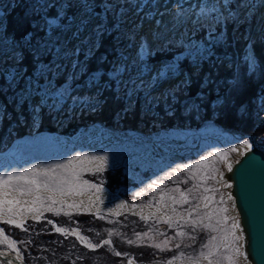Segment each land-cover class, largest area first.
<instances>
[{"label": "rangeland", "instance_id": "374dc122", "mask_svg": "<svg viewBox=\"0 0 264 264\" xmlns=\"http://www.w3.org/2000/svg\"><path fill=\"white\" fill-rule=\"evenodd\" d=\"M23 1L34 2L28 15L31 20H34L31 24L33 25L32 46L35 47L37 44H47L48 47L57 46L61 48L62 54L54 61L60 65L54 70L56 74L49 73L46 79H41L39 87L33 81L31 93L26 90V79L10 84L6 79V73L16 63L13 56L22 53L27 56L29 64L32 58L26 48L19 47L21 40L18 39V4L22 0H0V153L7 152L16 142L28 139L29 141L23 146L22 154L34 157L40 163L42 161L50 163L47 170L54 169V172H49L47 177L38 175L35 178L41 183L47 180L52 187L56 186L53 184V179L58 180L70 176L71 172L56 169L55 166L60 162L64 164L65 160L73 158L74 153L69 148L57 155L54 152L56 148L54 149L52 144L44 140L43 136L57 134L65 139H74L84 132L93 134L98 131L99 136L96 139L101 145L90 157L105 156L107 161L100 172H96L94 165L84 163L83 167L89 170L76 171L79 174L76 183L81 184V191L91 188V184H97L118 196L119 200L124 202V207L102 200L103 206L118 211V214L77 213L68 212L67 207L52 205L50 201L44 200L40 207L43 211L40 218L29 220L21 227L2 222L7 234L15 240L16 249L25 257L28 264H68L73 258L70 252L75 249L82 250L78 259L81 260L79 264H103L100 259L103 260L102 256L106 253L116 252L115 245L120 247L119 252L126 254L116 256L118 258L116 264H128L129 260L137 264H165L167 260L173 256H179L181 252L184 253L185 258L174 261V264H191L186 257H197L200 251L205 250L202 246L208 242L211 235L221 236L223 233L220 231L213 233L209 230H205L207 234L190 232L195 240H189L188 236L177 237L170 245L172 251L160 252L154 247L147 246L148 241L142 243L138 240L136 233L143 234L147 231L150 236L154 237L152 242H160L166 237L175 236L176 231L183 230L189 233L186 231L188 227L177 228L176 222L169 227L162 222L157 223L152 217L145 221L140 218L138 211H136L137 215L133 210L139 204H156L161 196L169 199V196L174 195L179 198V192L174 191L175 189L184 192L192 189L189 202L197 201L202 194L214 197L210 205L216 214L212 219L221 220L227 216L229 218L227 223H222L220 227L228 230L232 220L236 222V216L233 213L232 202L228 199L227 188L218 182V175L220 170H224L227 164L239 155L245 140L249 144L264 147V113L261 111L264 106H258L257 101L255 102V124L258 127V134H233L216 123L205 121L204 105L210 98L208 95H200L198 99H193L189 89L196 88L198 83L204 80L201 78L204 62L211 69H216L217 65L219 66L218 62L221 61L215 62L214 54L211 57L207 56L203 61V58L197 54L195 35L202 29L199 25H194L192 21L196 19L200 6L187 13L181 11L184 13L181 17L188 16L189 20L174 17L173 19L181 24L180 28L171 27L168 31L172 35L164 34L158 42L154 38L158 32L149 27L150 34H144L142 28L135 29L134 41L121 36V39L114 44L110 42L103 44V38L98 39L93 32L99 19H93L79 37L73 36L76 28L80 26V21L86 16L84 3L94 4V10L97 13L98 0ZM171 1L109 0L115 5L117 13L121 8L124 9V19L127 23L122 26V33L125 30L133 31V26L137 25V20L134 19L137 5L140 4L142 12L147 13L148 4L151 5L149 10L152 11L157 10L161 2L168 5ZM70 2L81 9L76 16L69 19L65 14L67 7L62 6ZM200 2L209 7L219 4L220 11L225 15L229 10L238 13L240 19L245 22L235 24L237 28L254 22L252 30H249V37L252 42L264 41V0H230L227 10L222 0H200ZM56 3H62V5L54 15H51L49 11ZM242 4L245 6L241 7ZM61 11L64 12L62 17L59 16ZM156 15V11H152L147 16L154 19ZM172 15L175 16V14ZM52 19H58L63 28H54L51 36H48L46 21ZM65 28L69 30L65 31ZM85 33L90 37L84 41L81 36ZM141 38H145L150 46L143 60L140 59L139 49ZM93 43H96L98 47L89 53ZM172 45L180 48L177 55H172L166 61L154 63L151 60L158 52L165 54ZM77 48L80 49L78 55L75 51ZM226 48L235 54L234 57L224 61V66L228 71H233L232 84L235 86L245 62L248 63V68L252 73L257 70V57L254 46L250 42L245 47L244 58V47L240 41L235 45L227 44ZM185 52L188 53L189 58L183 56ZM102 57L107 59L102 60ZM43 58L47 61L51 60L52 56ZM76 62L79 66L73 68ZM181 65L185 67L181 68ZM120 66H123L124 70L118 80L111 79L110 73L115 72ZM216 70L210 77L205 76L206 85L223 81V76L219 74L220 69ZM94 74H98L95 80H93ZM108 99H117L118 104L124 107V111L115 120L114 125L110 126L94 121L96 117L94 115H101L105 107L110 109L111 103H107ZM224 104L225 102L221 101L219 105ZM218 116L220 115H216L215 118H219ZM131 127L136 130H131ZM230 148H237L238 151L230 153L223 163L219 158H214L198 168L183 170V166L196 165L209 154L228 151ZM67 153L69 155H65ZM42 172L38 171V173ZM16 174L18 172L14 169L9 171V176ZM4 177L0 178V185L5 184L8 178L5 175ZM32 178V176L27 179L13 178L8 181V187L27 188L26 180ZM153 182L156 183L149 188L148 185ZM113 187L116 190H113ZM205 188L212 191L205 193ZM150 192L156 195L152 194L153 198L150 201H137V199L151 195ZM137 193L142 194L138 196ZM221 196H223V203H221ZM1 202L0 214L8 213V216L18 219L14 210L8 212V207ZM202 202L203 200L200 199L198 203L201 205ZM176 206L183 212L192 211L194 208L192 206L183 209L179 207L180 204ZM49 207L52 211L48 210ZM222 208H227L228 211L221 212ZM205 212L206 210L198 208L193 213V218L199 219ZM65 213L70 215H65ZM49 220L53 221V224H48ZM207 222L205 220V223ZM211 223L216 224L213 221ZM163 226L175 232L167 233V230L162 229ZM55 227L68 229L69 232L68 234L58 233ZM72 230L78 231L91 244L101 243L105 239L111 240L112 244L92 250L78 240ZM234 231L239 236L238 229ZM109 232L113 235L109 236ZM160 232L164 233V236L158 235ZM48 234L57 235V238L50 239L53 240L54 246L51 249L48 246L50 241L46 242L47 237H40ZM127 240L135 241V243L129 244ZM181 241H183L181 248L175 249V243ZM240 245L241 240L238 241V246ZM0 248L13 250L1 239ZM60 249L68 251L60 254ZM146 249L153 251L150 260L142 256ZM221 251L223 252V249ZM90 253H96V255H90ZM234 259L237 264L236 255ZM201 261L204 262L202 264H207V261ZM225 263L228 261L223 260L222 264Z\"/></svg>", "mask_w": 264, "mask_h": 264}, {"label": "snow or ice", "instance_id": "6c2138e0", "mask_svg": "<svg viewBox=\"0 0 264 264\" xmlns=\"http://www.w3.org/2000/svg\"><path fill=\"white\" fill-rule=\"evenodd\" d=\"M223 6L225 10L228 9L230 0H222ZM84 10L86 13V16L84 19L80 21V26L76 28V31L73 33L74 37H79L80 33L87 27V25L93 20V19H99V23H96L93 32L96 35V37L103 38L105 35H112L113 33H116L115 39L119 41L121 39V36L128 39L129 41L135 40V29L142 28V24L134 25L133 31L129 32L128 30H125L123 33L121 32L122 26L127 23V21L124 19V9L121 8L119 12L117 13L115 11V5L113 3H110L109 0H103L102 3V9L103 13H96L95 12V5L94 4H88L87 2L84 3ZM245 5H241V7H244ZM62 7H70V5H64ZM113 13V23L111 27H109V13ZM184 13L181 11L177 12V17L183 16ZM59 16H64V12L61 11L59 13ZM145 19H149L148 16L145 17ZM194 25H199L200 29L205 30L206 34L204 39L208 41V44L210 46L206 47L203 42H199L195 45L197 54H203L207 53L209 57H211L214 53L212 51L213 46H223L228 44V35H227V24L233 23V24H242L245 21L241 20L239 17V14L232 11H227V15H225L224 12L220 11V5H212L211 7L207 6L206 4H201L199 11L196 13V19L192 21ZM74 23V21H73ZM157 24H159V21H157ZM46 27L47 32L46 34L48 36H51L52 31L54 28H59L60 23L58 19H52L46 21ZM217 28H219V32L217 31ZM65 31H68L69 28H65ZM32 32H27L23 35L21 38V42L19 47L20 48H26L31 53L32 62L29 66L27 63H25L27 57L23 55L22 53L16 54L13 56V59L15 60L14 67L6 73V79L9 81V83H16L19 82L21 79H26V90L31 93L32 91V85L33 81H35V84L37 87H39V82L41 79H46L48 77L49 73H52L53 75L56 74L54 71L55 69H58L60 67L59 64L54 63L55 59L57 57L61 56V48L57 46L48 47L47 44L40 45L37 44L35 47L32 46ZM98 47L96 43H93V47L89 49V53L93 51L94 48ZM150 46L147 43V40L145 38H141V44L139 46L140 49V59H144V54L147 53L148 48ZM76 54L78 55L80 49L77 48ZM54 53V55H53ZM45 56H52L51 60L45 61L43 57ZM126 58V57H122ZM106 57H102V60H106ZM79 66L78 62L73 64V68H77ZM123 66L117 67L115 72L110 73V78L114 80H118L120 75L123 72ZM147 67H145V71H147ZM29 72H31V75H29ZM98 74L93 75V80H95L96 76ZM163 75V74H161ZM46 102V101H45ZM246 110L241 109V115H245ZM243 146L245 147H251L249 142L247 140L244 141ZM237 148H230L228 151H217L214 154H209V156L204 157L201 159L196 165H187L183 166L184 171H189L192 168H198L200 165L206 164V162L210 159L219 158L220 162H225L228 155L230 153L237 152ZM74 161H80L81 165L83 166L84 162H87L88 164H92L95 166L96 172H100L105 165L107 161V157L105 156H98V157H80L76 156L73 157L72 160H69L66 164L56 165V169H63L65 172L69 171V166L73 164ZM228 169L231 170V165H228ZM54 171V169L46 170L42 173H38L37 169H29L27 172H21L19 174H16L14 176H9L7 180H5L6 187L8 185V181L12 180L13 178L16 179H23L25 177L32 176L33 178L30 180H26V184L28 185L27 188L21 189V188H15V191H18L20 196H26V195H33L34 193L35 198L32 200V204L35 205L38 202H42L44 200H48L51 202L52 205H55L57 203V200L53 198L52 195L47 196H41L38 193L40 192L41 188L44 190L51 192V193H59L60 196H66L70 195L73 191V186L75 182L79 179V174L73 171L70 176H65L62 178H59L58 180L53 179V184L56 186L50 187L49 182L45 180L43 183L38 181L35 177L38 175H43L47 177L49 175V172ZM174 171H176L174 169ZM206 178H214V177H206ZM187 182V181H185ZM84 183H88V181H84ZM156 182H153L152 184H149L148 187L152 188L153 185ZM227 187H231V185H226ZM90 187L92 189H95L96 192L102 191V187H100L97 184H91ZM174 191L179 192V198L176 196H169V199L172 202V207L170 209L171 213L176 214L177 208L175 205L178 204H188L189 203V195L192 192V189H188L187 192L180 191L179 189H175ZM212 190L205 188L204 192L208 193ZM142 193H137V195H141ZM100 198L97 196L96 200H99ZM161 201H163L164 197L161 196ZM200 199L203 200V207L205 209H209V205L214 200V197L210 195L202 194ZM228 199H231V196L228 197ZM6 204L12 205V204H20L21 201L19 199L15 200H6ZM221 203H223V196H221ZM151 206V205H149ZM69 207H79V205H69ZM122 207V205H121ZM165 209L168 208V205H164ZM200 208V204H195L192 211H186V215L181 214L179 215L178 219L176 220V227L177 228H184L187 226L191 230L195 231L197 227L204 228L206 230H209L213 233L220 231L223 233L221 236L217 235H211L210 239L207 243H205L202 247L205 250H202L199 252V255L195 258L193 257H186L187 260L191 262V264H200V260L207 261V264H222L223 260H227L228 264H235V255L240 254V249L238 246L239 236L234 231L235 229L239 228V224L235 222V220H232V223L228 230L223 229L220 227L222 223H227L228 217L225 216L221 220H217L216 224L213 225L211 223L213 216L216 214L215 210H209L204 213L202 217L199 219L193 218V213L196 211V209ZM38 211V209H34ZM49 211H52V208H48ZM8 212H11L12 209L9 207L7 209ZM159 211V209H158ZM221 212L226 213L228 211L227 208L220 209ZM59 214V213H57ZM65 215H70L69 213H65ZM153 216L155 213L152 214ZM102 218V217H101ZM142 220H149L151 216H144L141 215L140 217ZM38 219V218H37ZM205 220L208 222L205 223ZM157 223H164L168 225L169 227L173 224V216L168 215V211L164 212V215L157 218ZM5 223H15L14 220L9 218ZM48 224H53V221L49 220L47 221ZM17 227H21L22 225L17 224ZM55 231L61 234H68L69 230L62 228V227H55ZM75 232V235L77 236V239L80 240L82 243L85 244L86 247L95 250L97 248L103 247L105 245H111L112 241L109 239L103 240L101 243L98 244H91L90 242L85 240V237L81 236L80 233L76 230H72ZM109 236L113 235L112 232L108 233ZM137 239L140 240L142 243L145 241H148L149 243L147 246L154 247L160 252L165 251H172V247L170 245L172 244V241L176 239L177 237H185L188 236L189 240H195L194 236H191L190 233H186L183 230L176 231L175 236L173 237H166L164 240L160 242H152L154 240V237L149 235V232H144L143 234L136 233ZM160 236H164V233L160 232L158 233ZM5 241L8 243V247L12 248L15 251H18V249L15 248V242L8 240V237H4ZM129 244L135 243V241L127 240L126 241ZM183 241L175 243L174 248L179 249L182 246ZM191 246V245H188ZM223 249V252L221 251ZM231 253V254H228ZM116 256L126 255L125 253H121L119 251L115 252ZM185 258L184 253L181 252L179 256H173L171 259L167 260L165 264H174V261ZM8 264H11V261H8ZM128 264H132V261L129 260Z\"/></svg>", "mask_w": 264, "mask_h": 264}, {"label": "trees", "instance_id": "16d2710c", "mask_svg": "<svg viewBox=\"0 0 264 264\" xmlns=\"http://www.w3.org/2000/svg\"><path fill=\"white\" fill-rule=\"evenodd\" d=\"M102 3L103 0H98L97 3V13L102 14L103 9H102ZM34 5V2H27L23 1L18 4V39L21 40L23 35L27 32H32L33 33V23L34 20H31L28 15L30 13V7ZM62 3H56L53 5V7L50 9V14L54 15L55 12H57L60 8ZM70 7H67V11L65 12L66 18H72L73 16H76L80 12V7L76 4H72L71 2L68 4ZM56 16V15H55ZM113 13H109V27H111L113 23ZM254 25L253 23L250 24H243L239 26L238 28L236 27L235 24L233 23H228L227 24V33L229 34V39H228V44L229 46L231 44H236L238 41H240L243 44L244 47V52H243V58L246 55V50L245 47L246 45L250 42L254 46L255 54L257 57V70L255 72H251L248 68V63L245 62L243 64V67L241 68L239 72V78L238 82L236 83L235 86L232 84L233 78V71L229 72L228 69L224 66V61L230 57H234L235 54L228 48L225 49L226 45L223 46H213L212 51L214 53L213 59L215 62L219 63V66L217 65L218 68L220 69L219 74L223 76V81L222 82H216V84H205L207 81V78L205 76H211L215 71H217L214 68H210V66L204 62L202 64L203 71L201 78L204 80L199 82L196 88L191 87L190 90V96L193 99H198L200 95H205L210 98V100L204 105V108L206 109L205 113V121L213 122L216 123L218 126L223 127L227 131L233 133V134H241V135H251V134H258V127L256 126V104L255 102L257 101L258 96H264V41L259 40L258 42L254 41L252 42L251 38L249 37V30H252V27ZM59 28H63V25H60ZM57 28V29H59ZM200 30V29H199ZM196 30V31H199ZM218 28V32H219ZM205 30H200V32H196V42H203L206 47L210 46L208 44V41L204 39L205 37ZM117 34L113 33L112 35H105L103 37L104 43H116L117 40L115 39V36ZM122 41V40H121ZM119 43V42H118ZM61 44V42H60ZM123 46V45H122ZM180 52V48H178L176 45H172L171 49L165 52V54H160L159 52L156 53V56L153 57L151 60L155 62H160V61H166L169 60L172 55L175 56ZM203 58V61L206 60L207 58V53L203 54H198ZM185 58L188 57L189 55L187 52L184 53L183 55ZM27 57V56H26ZM223 62V64H222ZM29 66L27 62V59L25 61ZM223 65V66H222ZM184 65H181V68H184ZM29 75H31V72H29ZM194 82V81H193ZM217 85V86H216ZM223 101L225 104L223 106H220V102ZM107 103H111L110 109H105L102 111L101 115L97 114L94 115L96 116L94 118V121L105 124L106 126L114 125L115 120L119 118V115L122 114L124 111V107H122L120 104H118V100L116 99H108ZM110 106V105H109ZM108 106V107H109ZM214 106V108H213ZM241 109L246 110L245 115H241ZM96 114V113H95ZM216 115L219 118H215ZM135 127V126H134ZM132 128V127H131ZM51 129V128H50ZM130 129V128H129ZM136 130L135 128H132L131 130ZM264 150V147H261ZM147 176H149L147 174ZM113 190H116L113 187ZM151 193V192H150ZM153 193L151 195L144 196L141 199H137V201H150L153 198ZM156 196V195H154ZM200 201V199H198ZM193 201L189 202L188 204H180L179 207L183 209H188L192 206H195L199 201ZM129 201H133V199H129ZM177 207V206H176ZM178 208V207H177ZM179 209V208H178ZM183 211V210H182ZM163 230H167V233H172L175 232L172 229H168L166 227H162ZM206 229L197 227L195 231L191 230L190 228H187L186 231L189 233H194V232H199L203 234H207ZM210 234V233H209ZM208 234V235H209ZM47 237L46 242L48 243V240L50 241L48 246L51 249L53 246V240H50L51 238L53 239L54 237L57 238L55 234H48V235H42L40 237ZM210 236V235H209ZM121 250L120 247L115 245V251ZM68 250L67 249H60V254L66 253ZM147 251V252H145ZM142 253V256H144V259L150 260L149 258L153 256V251L151 249L145 250ZM72 260L69 261L68 264H79L81 263V260H78L80 257V254L82 253V250L80 249H75L72 252ZM90 255H96V253H90ZM102 261L103 264H116L118 261V258L115 255V252L112 253H106L103 256Z\"/></svg>", "mask_w": 264, "mask_h": 264}, {"label": "bare ground", "instance_id": "6f19581e", "mask_svg": "<svg viewBox=\"0 0 264 264\" xmlns=\"http://www.w3.org/2000/svg\"><path fill=\"white\" fill-rule=\"evenodd\" d=\"M183 3L184 5L182 6ZM201 4L202 3L200 2V0H172L171 2H169L168 5L163 4L161 2L157 10L156 9L152 10V11H156V14H157L154 19L153 18L145 19V17L148 14L152 13V11L149 10L151 8V5L148 4V6L146 7L147 13H143L142 12L143 10L140 9L141 6L139 4L137 5L136 10L134 11L135 13L134 19L137 20V25L138 24L143 25L142 31L144 32V34H148V33L150 34L149 27H152L153 30H156L158 33L157 35L154 36V38L156 42H158L160 41V37L163 36L164 34L169 33L172 35V33L169 32L171 30V27H174V28L176 27V29L180 28L181 24H179L178 21L173 19L174 17L177 16L178 11H183L184 13H187L197 8ZM161 14L163 15L161 16ZM172 14H175V16H173ZM181 18H184V20L186 21L189 20L188 16L181 17ZM157 21H159V24H157ZM81 37H83V40L85 41L89 39L90 35L85 33ZM98 136H99V132L96 131L93 134H90L89 132H84V134L78 135L74 139H65L62 136H59L57 134L45 135L43 136V139L49 142L50 144H52V146H54V149L56 148L54 152H56L57 155L60 152H64L67 149L71 148L72 153H74L73 157H76V156L90 157L92 153H95L101 145L99 140L96 139ZM28 141H29L28 139L18 141L7 152L0 153V178H5L4 175L6 177L7 176L9 177V171L11 169H14L19 174L21 172H27L29 169H33V168L37 169V172L38 171L44 172L45 170L49 168L48 167L50 164L49 162L42 161L40 163L34 157H27L22 154L23 146ZM65 155H69V154L67 153ZM65 155H62V157H64ZM72 159L73 158L67 159L63 163L66 164L69 160H72ZM60 163L58 164L61 165ZM81 170H89V168L87 169L83 167L80 161H74L73 164L69 166V172L71 173L73 171L80 172ZM27 178L28 177H25V179ZM80 187H81V184L75 182L72 193L66 196H60L59 193L54 194V193L48 192L44 190L43 188H41L38 194L41 196L52 195L53 198L57 200L56 204L67 207L68 212L110 213L113 215L118 214V211H114L108 207L103 206L102 200L118 204L119 207H121L122 205V208L124 207V202L122 200H119L118 196L114 195L111 191H108L107 189H104L103 187H102V191L100 192H96L95 189H92V188H87L86 190L81 191ZM35 195L36 194L34 193L33 195L20 196L18 191H15L14 189L8 186L6 187L5 184L0 185V201H2L1 203L5 204L8 208L11 207V209L14 210V214L17 215L18 217V219H14L13 217L8 216V213L0 214V239L1 240L7 243V241H5L4 239V237L7 236L8 240L15 242V240L11 238L7 234L5 229L3 228L2 222H5L9 218H11L12 220L15 221V223H11V224H14V225L19 224L23 226L27 221L32 220V219L35 220L41 217V215L43 214L42 209H40L42 202H38L35 205L32 204V200L35 198ZM97 196L100 198L99 200H96ZM15 199H19L21 203L12 204V205L5 203L6 200H15ZM69 205H79V207H69ZM34 209H38V211ZM137 211H138V214L144 215V216H148L152 214V211H150L149 209H143V210L138 209ZM15 248H17L16 243H15ZM0 250H1V254L4 255L5 258H8V260L11 261V264H28L25 257L21 255L19 251L2 249V248H0ZM5 255L11 256V257H6ZM2 258L0 257V263L8 264V261ZM202 263L204 262L201 261V264ZM132 264H137V263L132 262Z\"/></svg>", "mask_w": 264, "mask_h": 264}, {"label": "water", "instance_id": "95a60500", "mask_svg": "<svg viewBox=\"0 0 264 264\" xmlns=\"http://www.w3.org/2000/svg\"><path fill=\"white\" fill-rule=\"evenodd\" d=\"M250 145L242 147L235 160L220 170L218 182L231 185L226 187L239 224L242 263L264 264V150ZM0 257L9 261L1 250Z\"/></svg>", "mask_w": 264, "mask_h": 264}, {"label": "built area", "instance_id": "2783aa9c", "mask_svg": "<svg viewBox=\"0 0 264 264\" xmlns=\"http://www.w3.org/2000/svg\"><path fill=\"white\" fill-rule=\"evenodd\" d=\"M257 104H258V106H264V96H258L257 97ZM263 113H264V108L261 110ZM203 203L204 202H202V204L200 205V208L201 209H203V210H206V211H209V210H213V208H212V206L211 205H209V209H205L204 207H203ZM149 205H151V206H149ZM164 205H168V208L167 209H165V207H164ZM173 205H172V202L169 200V199H167L166 197H164V199H163V201H161V199H159L157 202H156V204H152V203H143V204H139V205H136V207L134 208V210H133V212H134V214H137V210L138 209H149V210H151L152 211V214L153 213H155V215L153 216L152 214H150V215H152L151 217L156 221L157 220V218H159V217H161V216H163L164 215V212L165 211H168V215H172L173 216V223L174 222H176V220L178 219V217H179V215H181V214H184V215H186V212H183V211H181V210H179L178 208H177V213L176 214H173V213H171V211H170V209H171V207H172ZM158 209H159V211H158ZM138 215V214H137ZM212 221L214 222V223H216V219H212ZM239 240H240V236H239ZM239 249L241 250V245L239 246ZM230 254V253H229ZM236 257L238 258V260H237V264H243L242 263V260H241V252H240V254L239 255H236ZM200 262H201V260H200ZM225 264H228V263H225Z\"/></svg>", "mask_w": 264, "mask_h": 264}]
</instances>
